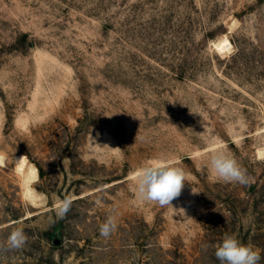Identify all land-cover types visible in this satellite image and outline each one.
<instances>
[{"label": "rangeland", "instance_id": "rangeland-1", "mask_svg": "<svg viewBox=\"0 0 264 264\" xmlns=\"http://www.w3.org/2000/svg\"><path fill=\"white\" fill-rule=\"evenodd\" d=\"M217 148L247 185L210 179ZM0 153V241L28 237L0 264H219L225 235L264 264V0H0ZM154 158L188 173L173 207L137 199Z\"/></svg>", "mask_w": 264, "mask_h": 264}, {"label": "clouds", "instance_id": "clouds-1", "mask_svg": "<svg viewBox=\"0 0 264 264\" xmlns=\"http://www.w3.org/2000/svg\"><path fill=\"white\" fill-rule=\"evenodd\" d=\"M92 141L97 144L93 138ZM24 159L25 157H22L16 163L20 164ZM6 160V155L0 153V166H4ZM205 166L210 179L216 182L240 185H247L249 182L247 170L234 154L224 148L209 151ZM187 178L188 173L185 168L160 158L144 162L131 177L137 199L140 202L157 204L162 208L173 207L172 201L181 195ZM73 200L71 196L56 200L53 211L57 219H63L66 216L72 207ZM117 227L116 216L108 215L104 223L100 225V236L109 238ZM27 241L28 237L23 228L16 227L9 233L6 240L0 241V249L19 250L26 245ZM214 254L219 264H261L260 252L241 243L234 235H225L222 242L216 246Z\"/></svg>", "mask_w": 264, "mask_h": 264}, {"label": "bare ground", "instance_id": "bare-ground-1", "mask_svg": "<svg viewBox=\"0 0 264 264\" xmlns=\"http://www.w3.org/2000/svg\"><path fill=\"white\" fill-rule=\"evenodd\" d=\"M230 43H231L230 40L227 37H225L221 39L219 42L215 43V47H217L220 50H223ZM17 168L18 171L24 175L25 194L30 198L34 199L36 195H35V191L31 186V183L37 180L39 177V172L37 167L33 166L32 164H28L25 161H22L20 164H17Z\"/></svg>", "mask_w": 264, "mask_h": 264}]
</instances>
